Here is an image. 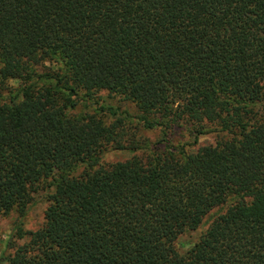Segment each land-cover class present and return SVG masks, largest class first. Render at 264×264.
Listing matches in <instances>:
<instances>
[{"label": "trees", "instance_id": "obj_1", "mask_svg": "<svg viewBox=\"0 0 264 264\" xmlns=\"http://www.w3.org/2000/svg\"><path fill=\"white\" fill-rule=\"evenodd\" d=\"M42 189L0 264H264V0H0V217Z\"/></svg>", "mask_w": 264, "mask_h": 264}, {"label": "rangeland", "instance_id": "obj_2", "mask_svg": "<svg viewBox=\"0 0 264 264\" xmlns=\"http://www.w3.org/2000/svg\"><path fill=\"white\" fill-rule=\"evenodd\" d=\"M96 102V104H92ZM112 106L119 107L121 110H126L130 114L135 115L137 111L133 104L122 101L117 97H109L105 92L98 93V96L94 97L93 100L85 103L80 101L77 106L72 111L73 113L95 112V107L98 106ZM158 128L151 130H143L142 135L146 137L150 142L158 143L161 139V133ZM168 143L172 145L186 144L187 150H195L201 145L211 144L214 142L215 133L208 132L204 135H200L196 139V143H193L191 136L187 135L184 127H173L169 130L165 136ZM132 154L128 151H116V150H106L100 157V162L109 163L115 161H121L127 159ZM48 190H39L33 195L32 201L27 206L26 212L22 218H19L17 213L14 211L9 212L7 215L0 217V256L4 253L10 251L6 247L8 241H11L13 235V228L19 223L23 230H34L38 228L43 221V212L47 206L46 194ZM224 207H218L212 209L202 220L199 227L194 230H188L180 234V236L175 240L174 245L179 253H184L198 238V235L206 228L208 223L222 211ZM16 243H21L22 240H15Z\"/></svg>", "mask_w": 264, "mask_h": 264}]
</instances>
